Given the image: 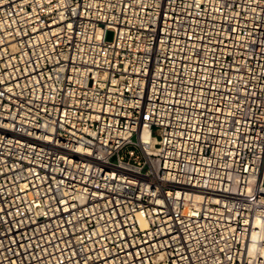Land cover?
Segmentation results:
<instances>
[{
	"label": "built area",
	"instance_id": "2783aa9c",
	"mask_svg": "<svg viewBox=\"0 0 264 264\" xmlns=\"http://www.w3.org/2000/svg\"><path fill=\"white\" fill-rule=\"evenodd\" d=\"M256 220L264 0H0V264H260Z\"/></svg>",
	"mask_w": 264,
	"mask_h": 264
},
{
	"label": "bare ground",
	"instance_id": "6f19581e",
	"mask_svg": "<svg viewBox=\"0 0 264 264\" xmlns=\"http://www.w3.org/2000/svg\"><path fill=\"white\" fill-rule=\"evenodd\" d=\"M154 141H155L154 137L152 135H150L149 131L146 128L142 129V131L139 133V142L140 143L146 142V143L150 144V146H152V143ZM146 149L149 152L152 151V148H150V147H146ZM260 226H262V224L260 223V221L256 220L255 224H254V229L252 230V232L250 234V242H249V246H248V253L250 255H253L256 253V249H257L256 242L258 241L259 237L264 238V229L261 231L257 230ZM260 251L262 254L261 256L263 257L262 263H260V264H264V248L261 249Z\"/></svg>",
	"mask_w": 264,
	"mask_h": 264
},
{
	"label": "rangeland",
	"instance_id": "374dc122",
	"mask_svg": "<svg viewBox=\"0 0 264 264\" xmlns=\"http://www.w3.org/2000/svg\"><path fill=\"white\" fill-rule=\"evenodd\" d=\"M106 38L107 39H111L112 38V33L111 32H107L106 33ZM133 140L135 141L136 140V137H133ZM127 149H124L122 152H121V154H123L124 153V151H126Z\"/></svg>",
	"mask_w": 264,
	"mask_h": 264
}]
</instances>
